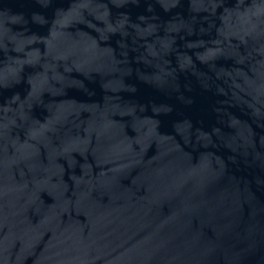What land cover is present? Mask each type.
<instances>
[{
  "label": "water",
  "instance_id": "water-1",
  "mask_svg": "<svg viewBox=\"0 0 264 264\" xmlns=\"http://www.w3.org/2000/svg\"><path fill=\"white\" fill-rule=\"evenodd\" d=\"M0 264H264V0H0Z\"/></svg>",
  "mask_w": 264,
  "mask_h": 264
}]
</instances>
